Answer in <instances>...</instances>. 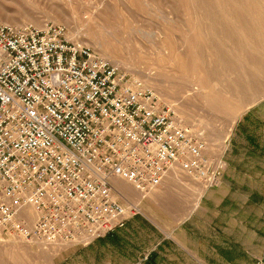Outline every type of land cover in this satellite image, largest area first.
Segmentation results:
<instances>
[{
  "label": "built area",
  "instance_id": "2783aa9c",
  "mask_svg": "<svg viewBox=\"0 0 264 264\" xmlns=\"http://www.w3.org/2000/svg\"><path fill=\"white\" fill-rule=\"evenodd\" d=\"M174 168L219 187L226 169L177 111L60 24L0 23V233L45 248L87 246ZM34 210L32 215L29 211Z\"/></svg>",
  "mask_w": 264,
  "mask_h": 264
},
{
  "label": "rangeland",
  "instance_id": "374dc122",
  "mask_svg": "<svg viewBox=\"0 0 264 264\" xmlns=\"http://www.w3.org/2000/svg\"><path fill=\"white\" fill-rule=\"evenodd\" d=\"M52 1L0 0V23L65 26L72 39L92 47L153 89L165 105L177 111L185 127L204 134L215 160H222L239 117L264 99V29L251 7L264 15V0ZM227 5L248 12L247 21L258 33L253 41L241 38L239 31L230 38L220 28L211 30L213 25L237 24ZM209 40L217 44L219 53L211 50ZM189 46L195 54L200 51L208 66L188 55ZM256 60L259 66L254 68ZM135 196L128 194L131 200ZM17 243L28 249L25 264L36 250L43 249L0 233L3 249L11 250ZM6 258L0 264H19L13 257Z\"/></svg>",
  "mask_w": 264,
  "mask_h": 264
},
{
  "label": "crops",
  "instance_id": "0c3cea01",
  "mask_svg": "<svg viewBox=\"0 0 264 264\" xmlns=\"http://www.w3.org/2000/svg\"><path fill=\"white\" fill-rule=\"evenodd\" d=\"M222 160L216 188L175 170L147 195L122 184L137 207L124 227L87 246H42L29 264H264V99L239 117ZM20 244H0V263L25 264Z\"/></svg>",
  "mask_w": 264,
  "mask_h": 264
},
{
  "label": "bare ground",
  "instance_id": "6f19581e",
  "mask_svg": "<svg viewBox=\"0 0 264 264\" xmlns=\"http://www.w3.org/2000/svg\"><path fill=\"white\" fill-rule=\"evenodd\" d=\"M52 0H34V2L38 3V4H41V3H44V2H50ZM228 1V0H227ZM53 2V1H52ZM224 2V1H223ZM237 3V2H236ZM219 5V4H218ZM252 9L256 10V11H253L255 12V15L256 17L259 19V23H260V27L264 29V15L257 9L255 6H251ZM108 8V7H107ZM125 8V7H124ZM251 9V10H252ZM227 10H228V14L237 21V24L234 25V26H230V25H227L225 27H216L215 25L211 26V30L212 31H218L221 30L222 32H224L228 37L230 38H235L237 35H238V31L240 34H242V37L241 38H244V39H247V41L251 42L250 40H252V37L256 34L258 35V33L256 32L255 28H252V26L249 25L248 21H247V14L248 12H246L244 10V7H240V8H237L235 6H229L227 5ZM263 10V9H262ZM127 13H129L128 11H126ZM250 12V11H249ZM252 12V11H251ZM107 14H110L111 16L113 15V10H110V9H107ZM252 14V13H251ZM114 16V15H113ZM254 18V16H253ZM251 21V20H249ZM29 25V24H27ZM33 25V24H32ZM46 25V24H45ZM24 26V25H23ZM36 26V25H35ZM44 26V25H43ZM257 26V25H256ZM39 27H42V26H39ZM213 32V33H214ZM255 33V34H254ZM216 36V35H215ZM263 42H264V35H263V38H262ZM253 41V40H252ZM210 44H211V50L213 51H216L215 53H219L221 50L220 48H218L217 44L214 43L213 41L209 40ZM243 44V43H242ZM239 45V44H238ZM254 47V46H253ZM197 49H198V46H197ZM188 55H192L194 56V58L198 59L201 61V64L204 65V66H208L206 65V60L204 59L203 56H201L200 54V51H198L196 54L194 53V50L192 49L191 46L188 47ZM196 56V57H195ZM181 61V60H180ZM210 63V62H209ZM180 66L181 67H184V63L181 61L180 62ZM257 66H259V61L256 60V62L254 63L253 67L256 68ZM212 77V72L211 70H209V78ZM237 83V82H236ZM173 170H176V171H180L181 169L180 168H174ZM172 170V171H173ZM171 172V171H170ZM169 174V173H168ZM167 174V175H168ZM187 175V174H186ZM164 181V180H163ZM114 184L117 186V189H118V195H116V200H119L121 203H123L125 206V208L129 211L131 209V207L137 209L136 205L132 202V200L128 197L127 194H125V192L123 191L122 187H120L119 184H128L129 186H131L134 190L140 192L141 194L143 195H147L149 194L152 190H149L147 191V193H143L142 191L138 190L132 183H130L129 181H124V179H115L114 180ZM162 184V183H161ZM161 186V185H160ZM158 186V188L160 187ZM32 215H36L34 214V210L30 209L29 211ZM116 230V229H115ZM114 230V231H115ZM113 232V231H112ZM110 232V233H112ZM110 233L106 234L105 236L103 237H106L107 235H109ZM102 237V238H103ZM17 238V237H16ZM96 241V240H95ZM94 242V241H93ZM68 247H71V246H68ZM54 249V247H51ZM56 248H60V247H56Z\"/></svg>",
  "mask_w": 264,
  "mask_h": 264
}]
</instances>
